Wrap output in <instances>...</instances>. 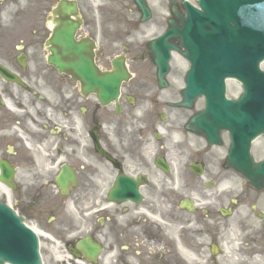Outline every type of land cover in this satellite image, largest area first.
Masks as SVG:
<instances>
[{"label":"flooded vegetation","instance_id":"af4514ba","mask_svg":"<svg viewBox=\"0 0 264 264\" xmlns=\"http://www.w3.org/2000/svg\"><path fill=\"white\" fill-rule=\"evenodd\" d=\"M52 10V0H0V67L20 82L0 76V163L14 185L0 198L25 219L47 218L43 264H264V185L229 180L222 169L214 179H185L196 112L178 107L184 78L161 89L156 69H130L118 101L102 106L47 64ZM147 45L131 56L120 45L125 58L97 40L95 64L109 73L121 58L147 61ZM62 169L75 181L66 195L55 183ZM119 176L138 185L139 202L101 194ZM85 240L100 247L92 261L76 248Z\"/></svg>","mask_w":264,"mask_h":264},{"label":"water","instance_id":"95a60500","mask_svg":"<svg viewBox=\"0 0 264 264\" xmlns=\"http://www.w3.org/2000/svg\"><path fill=\"white\" fill-rule=\"evenodd\" d=\"M135 2L144 18H148L144 0ZM198 6L201 11L184 2L187 17L180 18L174 13L180 27L171 22V28L151 44L159 79L168 71L170 49L178 50L166 40H179L184 49L181 54L190 63L182 105L189 106L201 96L205 99V109L191 121L195 131L203 134L210 145L220 144V131H227L231 141L228 164L258 187L264 183V160L254 166L249 149L251 142L264 133V73L258 69L264 60V0H199ZM56 14L60 19L56 20L48 42L52 45L49 64L59 73H69L85 94L97 92L102 105L116 100L121 82L129 78L122 64H114L115 73H99L88 44L74 41L80 25V21L70 18L77 14L75 4L62 2ZM1 74L10 78L4 71ZM225 78L242 83L244 94L238 101L225 99ZM195 171L199 174V167ZM4 172L7 181L10 172ZM0 180L4 181V177ZM57 182L62 190L64 183ZM126 184L115 186L110 198L123 200L134 195L133 188ZM96 250L95 246L85 245L89 256ZM3 263L41 264V261L34 232L11 209L0 204V264Z\"/></svg>","mask_w":264,"mask_h":264},{"label":"rangeland","instance_id":"374dc122","mask_svg":"<svg viewBox=\"0 0 264 264\" xmlns=\"http://www.w3.org/2000/svg\"><path fill=\"white\" fill-rule=\"evenodd\" d=\"M76 1L78 2L80 13L84 21L81 31L78 33V37H90L94 40H100L104 43L105 52L114 53V55L121 52L120 45L122 44H130V53L134 54L142 43L163 34L168 27L167 20L171 18V5L167 0H146V4L151 12V17L147 21H142L141 13L136 8L134 0ZM49 32V26H47V34L44 36L45 39L48 37ZM125 40H129L130 42L128 43ZM107 44L111 45L107 46ZM149 67L153 69L151 64ZM142 68H145L144 64L138 62L137 60H134V62L130 65V69L132 70ZM261 68L264 70V63L261 65ZM187 69V62L179 54L173 53V57L170 62V73L168 75L171 84L176 87L181 85L183 74L187 71ZM227 90V96L229 98L238 97L241 93L238 84L234 81L228 82ZM201 107L202 103L201 101H198L195 105L196 111L198 112ZM194 141V159L201 161L204 164L205 174L202 178L186 174L185 179H214L215 172L220 169L223 170L222 174L224 177H227L229 180L240 179L234 173L225 172L226 170L224 166L226 165V156L229 148V141L226 134H223L222 144L220 146L210 147L206 144L204 138L200 136H195ZM252 156L256 162L260 161L264 157V136L260 137L253 144ZM100 191L101 194H105L107 188L100 187ZM100 198L103 200L101 195ZM9 203L13 206L11 202ZM71 218L70 222H72V224H78V217L76 214ZM25 221L31 227H35L39 230H41L42 227L49 228V226L46 225L47 218L38 214H35L33 218H26ZM71 228L76 227L71 226ZM40 244L43 246V239H40Z\"/></svg>","mask_w":264,"mask_h":264},{"label":"bare ground","instance_id":"6f19581e","mask_svg":"<svg viewBox=\"0 0 264 264\" xmlns=\"http://www.w3.org/2000/svg\"><path fill=\"white\" fill-rule=\"evenodd\" d=\"M34 231H35V233H36L38 236H43V234L40 233V232H38L37 230L34 229Z\"/></svg>","mask_w":264,"mask_h":264}]
</instances>
